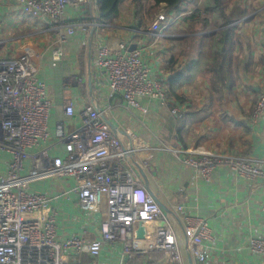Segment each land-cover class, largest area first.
I'll list each match as a JSON object with an SVG mask.
<instances>
[{
    "label": "crops",
    "instance_id": "1",
    "mask_svg": "<svg viewBox=\"0 0 264 264\" xmlns=\"http://www.w3.org/2000/svg\"><path fill=\"white\" fill-rule=\"evenodd\" d=\"M197 1L183 0L172 10L161 3L146 12L151 0H122L111 20L100 17L97 0L67 7L63 17L68 22L104 25L78 29L54 60L50 47L56 33L47 19L25 13L14 0H0V58L30 54L38 79L45 83L51 101L49 136L38 148L48 156L63 151L64 137L80 125L84 107L103 111L127 151L125 162L170 223L182 264H264V255L248 248L250 237H264L261 178L248 179L220 164L205 179L181 160L186 153L175 152L198 149L264 157V113L253 117L264 91V0H201L196 6ZM158 11H166L169 21L154 36L150 22ZM118 42L140 49L166 101L142 96L137 98L139 106L132 107L121 95H109L107 76L95 64L96 46ZM67 100L73 102L72 115L64 111ZM8 157L0 149V177ZM75 184L71 176H53L28 187L50 197L58 240L74 235L101 240L97 264H176L161 250L126 256L121 241L102 240L105 205L84 209ZM179 204L191 217L208 221L211 238L204 242V262L190 254L175 212ZM83 259L91 261L87 254Z\"/></svg>",
    "mask_w": 264,
    "mask_h": 264
},
{
    "label": "built area",
    "instance_id": "2",
    "mask_svg": "<svg viewBox=\"0 0 264 264\" xmlns=\"http://www.w3.org/2000/svg\"><path fill=\"white\" fill-rule=\"evenodd\" d=\"M14 1L25 13L47 19L48 28L56 33L55 45L50 47L54 60L78 29L104 25L100 21L64 19L65 8L80 6L87 0ZM168 21L166 11L157 12L150 22L151 34L159 36L161 25ZM95 64L107 76L109 95H121L128 106L138 107L137 98L142 96L167 100L161 82L150 75L140 49H130L122 42L99 43ZM50 107L45 83L38 79L30 54L0 58V149L9 154L5 173L0 177V264H97L101 240L76 235L58 240L50 197L28 190L31 182L53 176L75 178V190L84 209L99 210L104 203L102 240L121 241L126 256L161 250L170 262L182 264L170 223L159 203L125 162L127 151L106 124L103 111L94 105L84 107L80 125L64 137L63 151L48 156L38 147L49 136ZM64 111L73 114L71 100L66 101ZM261 113H264V91L258 95L253 117ZM175 152L186 153L181 160L205 179L215 166L225 164L248 179L260 177L264 185V157L252 159L198 149ZM175 212L183 222L191 256L198 263L204 262L207 259L204 242L211 238L207 219L191 217L181 204L175 207ZM140 225L145 229L142 237L138 236ZM248 248L254 254L264 255V237H250ZM83 254L91 261H85Z\"/></svg>",
    "mask_w": 264,
    "mask_h": 264
},
{
    "label": "trees",
    "instance_id": "3",
    "mask_svg": "<svg viewBox=\"0 0 264 264\" xmlns=\"http://www.w3.org/2000/svg\"><path fill=\"white\" fill-rule=\"evenodd\" d=\"M141 0H133L136 4L141 3ZM152 6L146 11L158 7L161 3L165 4L167 10L176 8L183 0H151ZM122 0H97L100 17L104 20H111L119 14L120 3ZM138 12V8H136ZM159 12V11H158ZM153 19V18H152Z\"/></svg>",
    "mask_w": 264,
    "mask_h": 264
},
{
    "label": "water",
    "instance_id": "4",
    "mask_svg": "<svg viewBox=\"0 0 264 264\" xmlns=\"http://www.w3.org/2000/svg\"><path fill=\"white\" fill-rule=\"evenodd\" d=\"M130 49H133V48H130ZM144 233H145L144 226L140 225L139 230H138V236L142 237L144 236Z\"/></svg>",
    "mask_w": 264,
    "mask_h": 264
}]
</instances>
